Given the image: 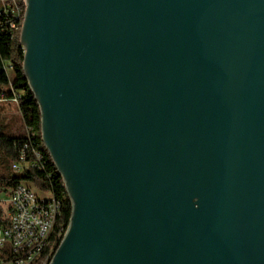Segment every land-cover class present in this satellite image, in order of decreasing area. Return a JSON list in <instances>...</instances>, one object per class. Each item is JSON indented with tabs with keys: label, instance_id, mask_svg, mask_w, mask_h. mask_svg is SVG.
Instances as JSON below:
<instances>
[{
	"label": "water",
	"instance_id": "water-1",
	"mask_svg": "<svg viewBox=\"0 0 264 264\" xmlns=\"http://www.w3.org/2000/svg\"><path fill=\"white\" fill-rule=\"evenodd\" d=\"M18 40L70 202L47 264H264V0H24Z\"/></svg>",
	"mask_w": 264,
	"mask_h": 264
},
{
	"label": "trees",
	"instance_id": "trees-1",
	"mask_svg": "<svg viewBox=\"0 0 264 264\" xmlns=\"http://www.w3.org/2000/svg\"><path fill=\"white\" fill-rule=\"evenodd\" d=\"M10 19L15 23L13 28L8 26L7 22ZM20 19L0 15V99L9 98L15 101L23 123L28 126V133L26 134L24 129L20 134L8 133L0 129V187L4 189L20 180L28 181L33 188L48 192L57 201L58 213L48 236V244L30 263L41 264L48 245L51 249L56 246L61 231L67 224L70 202L62 185L61 176L40 138L38 105L22 69V46L18 40ZM27 139L31 146L40 152L41 166H27L18 172H7L6 164L14 158L20 142ZM57 231H59L58 235H56Z\"/></svg>",
	"mask_w": 264,
	"mask_h": 264
},
{
	"label": "built area",
	"instance_id": "built-area-1",
	"mask_svg": "<svg viewBox=\"0 0 264 264\" xmlns=\"http://www.w3.org/2000/svg\"><path fill=\"white\" fill-rule=\"evenodd\" d=\"M23 6L24 0H0V15L19 19ZM7 23L9 28L15 26L11 19ZM23 129L27 134L28 126L24 123ZM40 157V152L32 147L27 139L20 142L8 166L15 172L27 166L40 167ZM33 189L35 188L30 182L23 180L4 189L0 187V264H30L48 244V236L58 213V204L50 194L45 196ZM65 227L61 231V236ZM58 233L59 231L56 235ZM50 249L48 245L41 264H47L49 261L54 248Z\"/></svg>",
	"mask_w": 264,
	"mask_h": 264
},
{
	"label": "rangeland",
	"instance_id": "rangeland-1",
	"mask_svg": "<svg viewBox=\"0 0 264 264\" xmlns=\"http://www.w3.org/2000/svg\"><path fill=\"white\" fill-rule=\"evenodd\" d=\"M0 129L2 131L8 132V133H16L20 134L23 132V120L21 113L15 103L14 100L5 98L0 99ZM6 162H8L6 160ZM6 170L7 172H12V170L8 167V163L6 164ZM35 190L37 193L42 192L40 194H43L45 196L49 195L48 192ZM8 264V263H3Z\"/></svg>",
	"mask_w": 264,
	"mask_h": 264
}]
</instances>
